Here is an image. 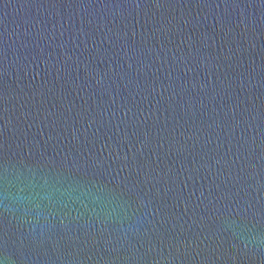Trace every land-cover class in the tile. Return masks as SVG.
<instances>
[{"label": "water", "instance_id": "95a60500", "mask_svg": "<svg viewBox=\"0 0 264 264\" xmlns=\"http://www.w3.org/2000/svg\"><path fill=\"white\" fill-rule=\"evenodd\" d=\"M5 170L3 264H264V0H0Z\"/></svg>", "mask_w": 264, "mask_h": 264}, {"label": "clouds", "instance_id": "9594fccd", "mask_svg": "<svg viewBox=\"0 0 264 264\" xmlns=\"http://www.w3.org/2000/svg\"><path fill=\"white\" fill-rule=\"evenodd\" d=\"M13 183L8 178L7 170L0 176V202L5 198L14 204L17 210L21 211L24 215L31 218L30 222L36 223L39 227L46 226V222L50 217L57 214L55 211L58 207H70L73 204L84 205V200L79 195L73 196L74 189H60L56 183L44 180L37 182L35 176L29 174L27 176L18 175L15 178L14 193L9 191V186ZM115 210L112 209L106 214H112ZM73 218H78L75 216ZM257 245L264 243V241L257 240ZM3 264V261H0Z\"/></svg>", "mask_w": 264, "mask_h": 264}]
</instances>
